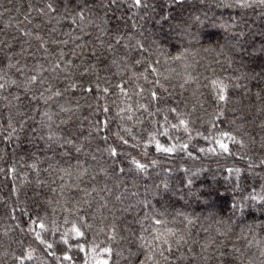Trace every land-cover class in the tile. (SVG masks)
<instances>
[{"label": "trees", "instance_id": "obj_1", "mask_svg": "<svg viewBox=\"0 0 264 264\" xmlns=\"http://www.w3.org/2000/svg\"><path fill=\"white\" fill-rule=\"evenodd\" d=\"M155 2L159 4L160 0H155ZM30 4L35 8L41 4V0H0V40L12 45L11 49L5 48L4 51L12 52L13 60L19 59L21 64L27 65V68H31L39 56L37 53L38 42L31 37L22 35L25 30L35 31L33 25L39 22V17L34 10L32 11L33 23L31 25L24 19ZM185 9L183 12L178 9L174 18L166 22L163 20L160 23L140 21L139 15L143 14L144 10H140L139 14L133 16L137 10L129 8L128 0H118V3L113 5L108 12V27L110 29L118 28L121 32H131L130 25L135 20L138 23H143L147 29L145 34L158 39L165 50L175 54L177 49L183 51L187 48L186 63L191 65L189 70L193 75L199 77L196 83H189L181 87L183 77L177 73H183V66L171 62L165 64L166 58L161 56L158 51L151 56V59L153 61L157 58L160 59L161 63L156 65L160 75L157 76L149 71L145 73L148 77L147 80L143 75H140L143 65L123 68L116 65L99 64V79H97V74L76 76L73 79H76L82 88L92 87L95 89L97 83L100 88L109 87L110 94L103 96L102 93H97L96 96H93L79 89L69 92L67 99L62 97L58 103L52 105V111L59 112L60 104L65 107H75L77 102H79V110L74 114L59 113L53 119L59 123L60 119L72 116L67 125H61V128L72 133L74 138V145L67 146V150L73 151V155H77L73 150L74 147L83 145L82 153L78 155L82 161H85V166H91L95 171H99L101 168L107 170V176L100 175L97 177V181L93 182L98 187H103L106 183L108 187L112 188L114 194L123 192L125 188L130 191L138 190L139 198L142 199L145 187L151 190L152 186L167 181L169 193L163 197H149V199L155 210L167 212L169 218L177 212H184L198 216L200 219L197 220V224H206L208 221L205 220V217L209 215V211L218 214L223 210L228 215H232L231 204L243 203L246 210L247 206L251 205L254 215L241 217L237 213V217L244 219L245 224L255 227L252 231L245 227L244 235L248 237V240L240 239L233 242L243 246L246 253L243 264H264V255H261L264 252V211H261V204L248 199L251 194L264 196V166L249 169L248 164L251 161L248 160V157L251 156L252 160L258 163L264 156L259 151L250 149V139L247 136L243 137L246 144L244 148L230 144L233 152L231 155L199 153L195 148H192V145H195L196 148L215 147L214 144H208L204 139L196 136L197 131L205 135L210 132L218 134L220 130L232 131L238 139L241 138L243 132L253 135L261 132V129L253 123V121L258 123L261 118H264V113L258 112L257 107L254 106L257 103L254 95L257 90L255 82L237 80L236 77L246 72L250 67H255L258 71L264 68V55L254 54L251 46L254 43L257 50L261 48L259 40H252L251 32L264 30V17L260 16L258 10L256 12L249 10L246 16L247 24L241 25V28L247 29L249 32L248 43L244 44L240 51H235L233 44L236 43L237 37L211 26L212 20H206L204 24L194 21L195 15H200L201 19L205 20L199 5H196L195 10L192 5H185ZM158 13L159 10L157 13H153V16ZM129 16H133V20H128ZM212 19L217 20L218 23L221 22L215 16ZM223 19H228V16L225 15ZM46 27H51V25H46ZM57 28L67 30L63 23L57 25ZM181 28H186L189 33H195L200 37V41L190 43L188 39L182 40ZM90 31H95V29H90ZM22 49L24 54L16 56L15 52H20ZM244 49L247 51L245 52ZM124 51L120 48L117 55ZM33 53H36L35 57L32 55ZM250 55L253 62H250ZM230 64L231 66H229ZM237 69L240 70L237 71ZM132 72L136 73L137 78L131 77ZM14 74V70L9 71L10 76ZM214 78L223 79L225 83L229 84L231 101L224 106V115L217 121L215 129L211 127L210 121L214 118L213 113L218 109L211 99V85L209 84V80ZM125 80H127L125 87L130 93L138 92L140 88L144 89L143 95H132L129 103H143L155 115L140 111L136 112L131 121H122L115 116L121 97L118 94H111L116 91L112 85ZM154 81H158V83L154 84ZM236 83L248 85L251 88L253 94L251 99L243 96V88L231 87ZM150 91H156L159 94L158 102L151 101ZM98 105H107L110 112L104 113ZM169 107H176L189 120L194 121L191 124L194 138L191 140L189 150L195 152V159L183 153L172 156L156 153L152 147L147 149V155L144 154L143 144L147 141L149 133L155 131L159 123L163 121L164 115H168L169 119L175 122L174 115L167 112ZM157 108L161 111L157 112ZM193 109L195 110L193 111ZM12 111L14 113L15 109ZM242 114L243 122L238 119ZM35 115L39 120L40 113ZM137 117L142 122H138ZM104 119L109 120L108 130L100 135L92 131L89 136L93 124L97 120ZM234 120L235 124H233ZM29 125L35 126L37 132L32 133L26 129L18 133L19 139H16L14 135L11 140L6 139L7 132L0 135V264H18L13 256L19 255L25 250H33L34 259L25 261L24 264H97L99 257L95 253L79 251L77 246L81 243L85 245L86 249L98 245L97 251L105 246H110L113 249L111 264H127L124 257L127 256L130 248L126 238L130 235L131 230L140 231L139 225L132 223V217L138 214L142 215L143 211H147V209L137 207L129 215L127 212L117 211L116 208H123L124 205L115 202L114 208L112 203L109 204L113 211L108 213L104 209L98 211L96 203L93 201L92 207L81 205L82 212H75V209H73L75 214L66 211L65 208H72L75 201L65 204L66 196L54 195L48 185L58 188L61 181L56 179V183L51 184L55 174L50 175L48 171L44 170L49 165V160L45 159V156H53V153L44 146V141L39 140L38 137L42 131L47 130L42 129L34 121H29ZM122 125L131 127L133 135L129 136L123 132ZM237 125L241 126L240 131H236ZM53 130L60 131L55 127ZM116 133H120L129 143L123 144ZM171 134L186 139L182 131ZM103 135L108 136L107 141L102 139ZM77 137L78 139H76ZM158 139L161 140V143L166 142L163 137H158ZM257 139H259L258 135ZM109 147L116 148L117 157L109 156ZM65 150L57 148L56 151ZM84 152L95 155L97 159L92 160L91 156L86 157L83 155ZM37 155L40 156L41 162L36 169H33L31 165L35 162ZM132 159L149 165L153 160H156L157 163L155 166L149 167L146 175H140L132 170ZM56 160H60V157L55 156L52 162L54 163ZM119 168H124L125 172L118 173ZM229 169L233 171L229 173ZM237 169L240 170L239 175H237ZM189 179L191 180L190 185L187 183ZM41 181L48 183L41 184ZM209 191L212 192V195L207 199H210L215 205L211 209L202 207L205 197L197 200L193 195L203 192L207 196ZM217 193L219 196L216 195ZM101 195L107 194L102 193ZM136 199L137 197H129V200L125 201V205ZM81 214L86 217V222L91 225L90 228H84L79 224L78 216ZM93 217L95 218L93 219ZM66 218L67 223H65ZM34 220L43 221L47 225L49 230L42 232L41 235L42 238L53 243V249L48 251L54 252L55 256L48 255L44 245L39 244L35 239V232L30 231V229L40 231L32 224ZM74 222L81 226L85 232V239L70 240L72 247L69 251L68 246L62 243L60 237L72 227ZM113 225L116 227L117 233L115 241L109 240L107 235ZM65 253L73 257L71 262L62 259ZM118 253H122V255H117Z\"/></svg>", "mask_w": 264, "mask_h": 264}, {"label": "snow or ice", "instance_id": "obj_2", "mask_svg": "<svg viewBox=\"0 0 264 264\" xmlns=\"http://www.w3.org/2000/svg\"><path fill=\"white\" fill-rule=\"evenodd\" d=\"M117 3L118 0H41V4L35 8L31 4L29 5V10L24 19L31 25L33 23L31 16L34 10L39 17V22L33 25L35 31L25 30L22 35L31 37L38 42L37 53H39V56L32 67L27 68V65L21 64L19 59L13 60L12 52L4 51L5 48L11 49L12 45L0 40V135L7 132L6 139L11 140L14 135L16 139H19L18 133L26 129L29 132L36 133L37 128L30 126L29 121H34L42 129L47 130L42 131L38 137L39 140L44 141V146L53 153V156H45V159L49 160V165L44 170L48 171L50 175L55 174L51 184H55L56 179L61 181L58 188H52L48 185L53 194L66 196L65 204L75 201L72 208H65L66 211L73 212V209H75V212H82L83 209L80 206L92 207L93 201H95L98 211L104 209L108 213H112L113 208L116 206L115 202L124 205L123 208H116L117 211L127 212L129 215L137 207L147 209V211H143L142 215L138 214L132 217V223L139 225L140 231L131 230L130 235L126 238L130 248L127 256L124 257L127 264H243L246 256L243 246H239L233 241L248 240V237L244 235L245 227L249 231H252L255 227L254 225L245 224L244 219H238L237 217V213L241 217L254 215L251 205H248L246 210L243 203L231 204L230 211L232 215H228L223 210L218 214L209 211V215L205 217L208 222L197 224V220L200 218L195 214L177 212L169 218L167 212L155 210L149 197L167 195L169 193L167 181L152 186L151 190L145 187L142 199L139 198L140 193L138 190L130 191L125 188L123 192L114 194L112 188L108 187L106 183L103 187H98L93 182L97 181V177L100 175L107 176V170L101 168L99 171H95L91 166H85V161H82L78 155L82 153L83 145L74 147L73 150L77 155H73V151L67 150V146L74 145V138L72 133L62 129L61 125H67L72 116L60 119L59 123L53 119L59 113L74 114L79 110V102L75 107H65L60 104L59 112H53L52 105L58 103L62 97L67 99L69 92H75L78 89L93 96H96L97 93H102L103 96L109 95V87L100 88L97 83L95 89L92 87L82 88L81 84L73 79L76 76H91L93 74H97V79H99V64L116 65L123 68L143 65L140 75H143L145 80L148 79L145 73L149 71L159 76L160 72L156 65H159L161 61L159 58L155 61L151 59L156 51L166 58L165 64L171 62L183 66V73H177V75L183 77L181 87L198 81L199 77L193 75L189 70L191 65L186 63L187 48L183 51L177 49L175 54L162 48L158 39L145 34L147 29L143 23L133 20V16L139 14L140 10H144L143 14L139 15L140 21L160 23L161 20L166 22L174 18V14L178 9L182 12L185 11V5H192L194 10L196 5H199L205 20H202L200 15H195L193 17L194 21L204 24L206 20H212L211 26L237 37L233 49L240 51L244 44L248 43L247 37L249 35L248 30L241 28V25L247 24L246 16L249 10L253 12L258 10L260 16L264 17V0H160L159 4L155 0H128L129 8L137 10L136 13H133V16L128 17V20H133L130 25L131 32H121L118 28L110 29L108 27V12ZM158 10V15L153 16V13H157ZM225 15L228 16L226 20L223 19ZM214 16L221 22L218 23L217 20L212 19ZM62 23L67 30L57 28V25ZM46 25H51V27H46ZM90 29H95V31H90ZM180 35L182 40L188 39L190 43L200 41L199 36L195 33H189L186 28L180 29ZM251 38L253 41L259 40L261 44L259 50L255 48L254 43L251 45L253 53L264 55V30L252 31ZM120 48L125 51L117 55ZM244 51L246 52L247 49H244ZM23 54V49L20 52H15L16 56ZM32 55L35 57L36 53ZM250 62H253L251 55ZM10 70H14L15 74L10 76ZM239 70L237 69V71ZM131 77L137 78L136 73L132 72ZM236 79L255 82L257 90L254 95L257 103L254 106L257 107L258 112L264 113V68L258 71L255 67H250ZM126 83L127 80L112 85V88L116 91L111 94H118L121 97L115 116L122 121H131L136 112L142 111L148 112L149 115H155L143 103H129L132 95H143L144 89L140 88L138 92L130 93L125 87ZM153 83H158V81ZM209 84L211 85V99L218 109L213 113L214 118L210 121L211 127L215 129L217 128V121L224 115V106L231 102L229 96L230 86L219 78L209 80ZM231 87L243 88L244 97L251 99L253 95L248 85L236 83ZM150 98L154 103L160 100V96L156 91H150ZM98 107L104 113L110 112L107 105H98ZM13 109H15L14 113ZM159 111L161 109L157 108V112ZM167 112L174 115L175 122L170 120L168 115H164L163 121L159 123L155 131L149 133L147 141L143 144L144 154L147 155V149L152 147L156 153L167 156L183 153L195 159V152L189 150L191 140L194 138L191 128L194 121L189 120L176 107L167 108ZM36 113H40L39 120H37ZM238 119L243 122V114ZM137 121L142 122L139 121L138 117ZM253 123L261 129V132L256 135L243 132L240 139L232 131L220 130L218 134L210 132L207 135L197 131L196 136L201 137L208 144H214L215 147L196 148L195 145H192V148H195L199 153L231 155L233 152L230 144L244 148L246 144L243 137L247 136L250 139V149L259 151L264 156V118H261L258 123L256 121H253ZM233 124H235V120ZM108 125V119L97 120L89 131V136H91L92 131L100 135L108 130ZM54 127L60 129V131L53 130ZM240 128L241 126L237 125L236 131H240ZM121 130L129 136L133 135L131 127L122 125ZM181 131L186 139L171 134L172 132L179 133ZM116 135L123 144L129 143L120 133H116ZM257 135L259 139H257ZM158 137L165 138L166 142L161 143ZM102 139L107 141L108 136L103 135ZM133 139H135L134 136ZM57 148L66 150L57 152ZM108 154L113 158L118 156L115 147H109ZM83 155L86 157L91 156L92 160L97 159L91 153L84 152ZM55 156H59L60 160L53 163ZM248 160L251 161L248 164L249 169L264 166V158H261L258 163L253 161L251 156L248 157ZM40 162L41 158L37 155L31 167L36 169ZM156 163V160H153L151 165L136 159L131 161L132 170L140 175H146L149 167L155 166ZM228 171L231 173L233 170L229 169ZM239 171V169L236 170L237 175H239ZM124 172V168L118 169V173L123 174ZM86 177L87 179H85ZM40 183L47 184L48 182L41 181ZM187 183L190 185L191 180L189 179ZM102 193L107 195H101ZM193 195L197 200L205 197V203L202 207L207 209L215 207L213 202L207 199L212 195L211 191L207 193V196L203 192L194 193ZM216 195L219 196V193ZM129 197H137V199L125 205V201L129 200ZM248 199L261 204V211H264V196L251 194ZM110 203L113 204V208L109 207ZM104 218L106 219V217ZM78 221L84 228L91 227L82 214L78 216ZM67 222L66 218L65 223ZM32 224L40 229V231L30 229V231L35 232V239L39 244L44 245L48 255L55 256L54 252L48 251L53 249V243L48 242L41 235L42 232L49 230L47 225L43 221L37 222L35 220L32 221ZM107 235L109 240H116L117 233L114 225L111 226L110 233ZM60 239L64 245L68 246L70 251L72 247L70 240H84L85 232L81 226L74 222L72 227L61 235ZM77 247L80 252L91 251L95 253L99 257L97 264H111L113 249L110 246H105L99 251H97L98 245L86 249L85 245L81 243ZM117 255H122V253ZM261 255H264V252ZM13 259L18 264L31 261L34 259L33 250H25L19 255H14ZM62 259L71 262L73 257L65 253Z\"/></svg>", "mask_w": 264, "mask_h": 264}]
</instances>
